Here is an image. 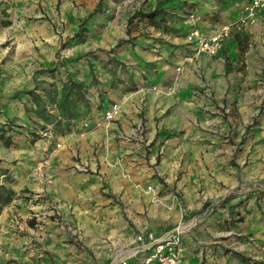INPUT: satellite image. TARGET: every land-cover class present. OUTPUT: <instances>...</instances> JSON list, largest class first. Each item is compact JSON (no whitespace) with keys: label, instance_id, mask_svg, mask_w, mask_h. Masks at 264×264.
I'll use <instances>...</instances> for the list:
<instances>
[{"label":"rangeland","instance_id":"374dc122","mask_svg":"<svg viewBox=\"0 0 264 264\" xmlns=\"http://www.w3.org/2000/svg\"><path fill=\"white\" fill-rule=\"evenodd\" d=\"M156 1L0 0V264H109L113 250L143 227L198 222L199 212L185 207L206 189L216 199L223 194L252 203L264 199V13L245 18L249 0H227V8L217 10L203 28L201 14L215 8L202 0H165L158 10L164 33L186 37L197 28L214 35L229 28V38L214 55L180 64L179 69L195 64L204 84L195 93L198 100L181 113L196 119L191 125L198 139L168 138L182 132L168 127L150 142L158 159L166 148L169 152L183 142L193 147L197 141L200 162L213 161L215 170L135 172L132 189L118 183L125 173L102 171L99 160L110 154V146H100L94 133L101 127L105 133L117 129L112 123L97 126L90 116L88 89L104 73L93 54L115 53L125 39V21ZM106 3L119 5L114 26L95 13ZM181 3L188 9L175 11ZM220 53L227 55L222 66L215 61ZM204 56L213 58L210 73L201 68ZM71 83L75 87L69 91ZM212 89H220L222 97L212 101ZM62 98L69 114L58 107ZM145 127L132 126L141 137ZM139 136L132 142L148 143ZM182 159L191 163L193 156ZM169 160L179 157L170 154ZM142 177L156 182L143 186ZM176 210L179 219L173 216ZM261 241L239 233L224 245L244 252L262 248ZM249 253L244 260H255Z\"/></svg>","mask_w":264,"mask_h":264},{"label":"crops","instance_id":"0c3cea01","mask_svg":"<svg viewBox=\"0 0 264 264\" xmlns=\"http://www.w3.org/2000/svg\"><path fill=\"white\" fill-rule=\"evenodd\" d=\"M202 1L214 5L216 12L212 11L208 16L202 13L200 28L209 25V22L216 18L214 13H217V10L224 11L227 8L225 5L229 4L227 0ZM157 2L158 0L152 4L150 10L139 12L137 16L125 21L124 25L128 28L125 33H121L125 39L120 41L115 53L110 57L93 54V60L98 62L96 66L101 65L103 68L101 72L104 73L99 74L95 85H91L88 89V106L90 116H93L92 121L93 119L98 121L112 103H118L120 106V114L111 124L112 129H117L116 132L105 133L101 127L94 133V138L100 141V146H110V154L106 155L109 160L100 157L99 164L104 172L125 173V177L123 178L122 174L118 183L120 182V185L127 189H132L134 186L135 172L182 170L209 172L214 171L216 167L213 161L200 162V148L197 147V141L193 143V147H188L183 142L169 152L166 148L161 157L158 159L154 157L157 156L158 149L150 142L156 139L158 132L163 129L169 127L176 131L182 130L176 133L177 138L172 134L168 138L191 141L198 139L199 134L192 131L191 125L192 122L196 123V119H190L181 113L190 110L195 99L198 100L195 93L202 92L204 88V84L197 79L195 64L185 63L184 67L179 69L180 64L191 55V48L186 44L185 36L164 33L159 29V25L156 26L145 16H140L156 8L159 10L161 5L158 6ZM182 5L183 3L174 10L186 11L188 6L182 7ZM118 7L119 5L106 3L95 13H102L104 24L114 26L120 18L117 14ZM191 13L194 14L196 11ZM259 13H264V10ZM156 19L159 20V17ZM55 42L56 39L52 41L53 44ZM226 58L227 55L220 53L215 61L219 60L218 65L222 66ZM203 59L201 68L210 73L209 68L213 64V58L204 56ZM178 71L181 73L178 74ZM176 76L178 79L175 81ZM212 90L210 92L212 101L222 97L219 93L220 89ZM140 125L146 126V133L142 137L134 133L135 129L132 128V126L139 128ZM142 129L143 127L140 131ZM138 136V140L146 139L148 143L132 142ZM162 151L161 146L159 152ZM226 152H229V149H226ZM170 154L176 159L179 157V160L168 161ZM184 155L193 156V161L188 163L187 160L182 159ZM113 157L117 162L112 160ZM142 178L139 182L143 186L156 182L153 179ZM112 185L117 187L118 184ZM132 194L130 190L128 197L132 198ZM110 200V198L105 199L106 202ZM252 202L251 199L232 198L225 194L216 199L213 193L206 189V193L199 200L193 204H186L185 208L188 211L192 208L199 212L200 219L196 226L182 237L183 258L190 264H264V209L261 207L264 199ZM150 212L152 215L155 214L154 209ZM164 213L162 214L165 218ZM173 216L179 219L180 211L176 210ZM164 226L163 228L143 227L138 232H159L167 229ZM239 233L252 234L257 241L263 240L262 248L259 249L257 246L250 248L251 251L248 249L244 251L250 252L251 258L255 260H244L245 254L242 248L241 252H237L234 249H227L224 245V242H228L232 236ZM129 264L136 263L131 261Z\"/></svg>","mask_w":264,"mask_h":264},{"label":"built area","instance_id":"2783aa9c","mask_svg":"<svg viewBox=\"0 0 264 264\" xmlns=\"http://www.w3.org/2000/svg\"><path fill=\"white\" fill-rule=\"evenodd\" d=\"M264 10V0H250L246 7L247 19H253ZM229 38V28L222 27L214 35H204L197 28H192L186 35V43L192 54L187 59L198 57L201 54L214 55L220 42ZM120 114L118 103H112L104 111L97 125L112 123ZM87 126V124H85ZM197 224L196 219L185 220L163 231L137 232L126 242L113 250L109 264H190L181 254L182 237Z\"/></svg>","mask_w":264,"mask_h":264},{"label":"trees","instance_id":"16d2710c","mask_svg":"<svg viewBox=\"0 0 264 264\" xmlns=\"http://www.w3.org/2000/svg\"><path fill=\"white\" fill-rule=\"evenodd\" d=\"M166 1L165 0H160V1H158L157 2V4H158V6L159 5H162L163 3H165ZM136 16H137V14H136ZM140 16H145L146 18H148L149 20H150V22L152 23V24H154V25H159V20H157L156 18H157V16H158V10H153V11H151V12H149V13H146V14H140ZM70 86H69V88H68V90L69 91H71L75 86H72L73 84L71 83V84H69ZM77 86V85H76ZM64 99L66 98H69L70 97V93L68 92V93H66V94H64ZM63 98H62V100H61V102L58 104L59 106L58 107H60V109H61V111L63 112V114L64 113H66V114H69L68 112H67V106H66V101L64 100ZM71 105H73V102L72 101H69V106H71ZM1 210V209H0Z\"/></svg>","mask_w":264,"mask_h":264}]
</instances>
